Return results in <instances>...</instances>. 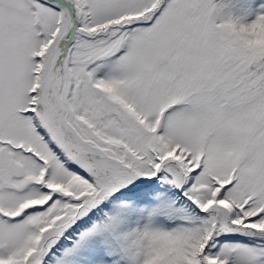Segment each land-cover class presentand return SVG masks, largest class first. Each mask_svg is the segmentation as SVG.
Masks as SVG:
<instances>
[{
	"label": "snow or ice",
	"instance_id": "6c2138e0",
	"mask_svg": "<svg viewBox=\"0 0 264 264\" xmlns=\"http://www.w3.org/2000/svg\"><path fill=\"white\" fill-rule=\"evenodd\" d=\"M0 264H264V0H0Z\"/></svg>",
	"mask_w": 264,
	"mask_h": 264
}]
</instances>
